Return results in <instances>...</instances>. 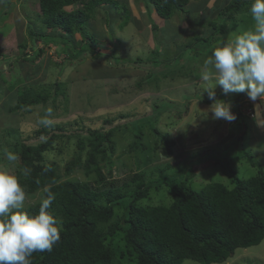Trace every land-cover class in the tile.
I'll list each match as a JSON object with an SVG mask.
<instances>
[{
	"label": "rangeland",
	"instance_id": "374dc122",
	"mask_svg": "<svg viewBox=\"0 0 264 264\" xmlns=\"http://www.w3.org/2000/svg\"><path fill=\"white\" fill-rule=\"evenodd\" d=\"M37 1L0 0V42L5 56L11 59L10 64L0 69V169L16 175L18 160L14 164L7 161L3 150L10 149L4 146L5 141L14 132L24 136L41 127L39 119L51 108L53 122L73 127L76 124L97 127L105 118H113L112 123L118 119L126 122L119 130L124 131L123 136L116 131L117 146L110 174L107 175V167L102 168L106 175L104 184L97 185L92 175L86 180L93 188L102 189L119 185L140 170L150 189L148 197L139 201V205H169L173 200L170 183L184 179L190 172L194 175L186 178V183L195 190L211 181L232 187L230 177L218 160L224 155L235 154L240 143L244 154L231 163L237 174L245 178L257 174L259 168L264 171V100L258 98L253 102L248 96H242L246 93L225 94L215 81L204 82L200 78L205 70L204 60L212 48L253 27L254 21L248 12L251 3L236 12L235 16L243 21L233 29L228 27L229 32L223 34L228 40L209 45L199 42L193 50L186 44L197 34L212 33L207 23L221 13L227 0H190L184 11L175 12L169 20L156 15L152 5L146 8L142 0H114L117 5L105 2L96 7L86 28L94 38L91 43L97 51H85L66 61V54L59 53L55 45L30 37L28 27L44 33L52 31L38 28L41 24ZM221 19L218 24L222 26L225 22ZM153 22L158 26L156 31L151 26ZM74 43L76 46L81 43V35H74ZM39 48L43 51L33 61H24L20 56L22 51L33 56ZM5 78L11 80V85L5 83ZM55 82L64 83V86L61 84L63 92L54 100L49 98L48 102L32 104L16 113L8 111L9 100L13 101L21 90L31 86L36 93L44 94L52 90ZM211 87H214L216 99L231 104L235 121L213 120L210 112L206 117L213 101L208 99L204 89ZM156 107L162 108L153 114ZM235 110H239L240 115ZM248 110L252 114L247 113ZM138 125L144 130L143 142L147 149L137 152V160L135 154L125 149L134 139L133 132ZM152 128L174 140L171 156L162 155L160 149L153 151ZM242 130L239 141L237 138ZM17 136L13 139H18ZM72 152L73 149L63 147L62 152L56 151L49 158L60 165L63 172ZM117 159L125 161L126 170L122 174L118 171L122 166ZM70 177L84 179L82 169H77ZM42 197L40 191L26 192L24 207ZM120 211L121 208L116 207L117 215ZM111 243L123 253L121 263L135 264L125 252L120 235ZM181 264L201 263L185 259ZM214 264H264V239L258 245L237 248L232 257Z\"/></svg>",
	"mask_w": 264,
	"mask_h": 264
},
{
	"label": "trees",
	"instance_id": "16d2710c",
	"mask_svg": "<svg viewBox=\"0 0 264 264\" xmlns=\"http://www.w3.org/2000/svg\"><path fill=\"white\" fill-rule=\"evenodd\" d=\"M142 1L146 8L152 5L156 15L163 20H169L175 12L184 11L190 0ZM105 2L115 3L114 0H38L37 16L42 25L38 28L52 31L44 33L28 27L30 37L43 44L55 45L59 53L66 54V61L85 51H97L91 43L94 38L86 28L96 7ZM252 2L227 0L221 13L207 23L212 33L197 34L186 46L194 50L199 42L209 45L218 35L229 32L228 27H237L239 18L235 16L236 12ZM67 6L73 8L67 9ZM223 17L225 19H221ZM219 19L225 24L219 25ZM151 26L154 31L158 28L154 22ZM75 34L81 35V43L77 46ZM42 51L37 49L33 56L22 51L20 56L24 61H33ZM0 56L3 57L0 69H3L11 59L5 56L1 42ZM5 81L11 85L9 78ZM61 84L64 83H53L52 90L44 94L36 93L31 86L21 90L13 101L9 100L8 111L16 113L32 104L48 102L49 98L54 100L59 92H63ZM161 108L156 107L153 114ZM235 111L240 115L239 110ZM113 120L105 118L97 127L77 124L73 127L54 121L50 127H38L24 136L14 132L5 141L4 146L19 157L15 173L25 192L34 194L40 191L45 198V189H48L55 196L48 211L60 227V240L51 251L33 253L32 264H123L120 260L123 253L111 243L117 235L121 236L123 248L135 264H181L185 259L201 264L222 263L232 257L237 248L261 243L264 239V171L259 168L257 174L242 178L232 168L231 163L244 154L241 143L235 154L224 155L218 160L230 177L232 187L211 181L195 190L186 183V178L194 175L190 172L184 179L170 183L173 200L169 205H139V201L148 197L150 187L144 173L137 170L119 185L93 188L86 178L92 175L97 185L104 184L106 175L102 168L107 167V175L110 174L112 155L117 146L116 131L120 136L124 133L119 130L126 126V122L118 119L112 123ZM150 133L154 138L153 151L160 149L162 155L171 156L174 140L156 128L150 129ZM242 133L243 130L237 140H242ZM16 136L18 139L14 140ZM133 136L125 152L136 155L147 149L143 142V128L138 125ZM63 147L71 148L73 152L62 172L60 165L51 162L49 156L56 151L62 152ZM119 163L122 167L118 171L122 174L126 164L125 161ZM22 169H28V174L24 175ZM77 169H82L84 179L70 177ZM41 200L23 210L29 215L37 214ZM116 207L121 208L119 215L115 212Z\"/></svg>",
	"mask_w": 264,
	"mask_h": 264
},
{
	"label": "clouds",
	"instance_id": "9594fccd",
	"mask_svg": "<svg viewBox=\"0 0 264 264\" xmlns=\"http://www.w3.org/2000/svg\"><path fill=\"white\" fill-rule=\"evenodd\" d=\"M248 12L253 27L214 47L204 60L205 70L200 78L204 82L215 81L225 94L246 93L255 102L258 98L264 100V0H253ZM204 90L213 101L206 117L210 112L213 120L235 121L231 104L216 99L214 87ZM52 114L53 110L47 109L38 123L50 127ZM3 155L13 164L19 159L7 149ZM21 172L27 175L28 169ZM45 192L38 213L29 215L23 210L26 192L20 177L0 169V264H32L33 253L51 251L60 240V227L48 211L55 196L48 189Z\"/></svg>",
	"mask_w": 264,
	"mask_h": 264
},
{
	"label": "crops",
	"instance_id": "0c3cea01",
	"mask_svg": "<svg viewBox=\"0 0 264 264\" xmlns=\"http://www.w3.org/2000/svg\"><path fill=\"white\" fill-rule=\"evenodd\" d=\"M242 21H243V18H240V19H239V23H238V25H239ZM247 29H248V28H247ZM236 30H237V28H236ZM248 30H250V29H248ZM226 34H227V32L224 33V35H226ZM224 35H220L218 38H216V39H215L214 41H212V42H216V43H217L218 40H222V39H224V40H228V37H227V38H224ZM232 38H233V37L230 36V37H229V41H230V39H232ZM229 41H228V42H229ZM226 42H227V41H226ZM226 42H225V43H226ZM217 46H218V45H217ZM212 49H213V48H212Z\"/></svg>",
	"mask_w": 264,
	"mask_h": 264
},
{
	"label": "built area",
	"instance_id": "2783aa9c",
	"mask_svg": "<svg viewBox=\"0 0 264 264\" xmlns=\"http://www.w3.org/2000/svg\"><path fill=\"white\" fill-rule=\"evenodd\" d=\"M247 113L252 114V111L248 110Z\"/></svg>",
	"mask_w": 264,
	"mask_h": 264
}]
</instances>
